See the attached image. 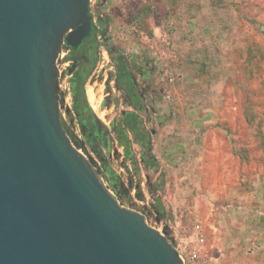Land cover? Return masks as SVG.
<instances>
[{
	"label": "rangeland",
	"instance_id": "374dc122",
	"mask_svg": "<svg viewBox=\"0 0 264 264\" xmlns=\"http://www.w3.org/2000/svg\"><path fill=\"white\" fill-rule=\"evenodd\" d=\"M89 14L93 24L107 21L85 83L108 132L103 160L119 178L116 192L99 173L103 184L164 234L183 264H264V0H89ZM101 45L130 67L156 169L134 144L136 171L117 145L112 123L131 108ZM70 63L57 77L60 118L101 170L71 109Z\"/></svg>",
	"mask_w": 264,
	"mask_h": 264
},
{
	"label": "water",
	"instance_id": "95a60500",
	"mask_svg": "<svg viewBox=\"0 0 264 264\" xmlns=\"http://www.w3.org/2000/svg\"><path fill=\"white\" fill-rule=\"evenodd\" d=\"M91 27L89 0H0V264H183L62 126L57 56Z\"/></svg>",
	"mask_w": 264,
	"mask_h": 264
},
{
	"label": "trees",
	"instance_id": "16d2710c",
	"mask_svg": "<svg viewBox=\"0 0 264 264\" xmlns=\"http://www.w3.org/2000/svg\"><path fill=\"white\" fill-rule=\"evenodd\" d=\"M98 27L100 31L104 33L107 27L106 19L98 20L97 24H93L92 22L89 35L79 47L71 48L65 44L62 46V48L69 50V53L65 59L71 61L69 66V68H71V72L69 73L70 76L68 78V87L71 95V109L74 112L77 122L81 128L83 139L85 140V138H88L89 142H91V137L94 136V134L98 135V132L92 126H94L96 122L100 124L87 101L85 93L86 80L97 60V48L99 46L97 37ZM107 49L108 52H110V58L115 67V83L128 98V101L125 103V105L131 108L122 111L117 121L112 123L117 145L122 148L124 157L131 160L132 166L136 171L138 170V161L133 151L134 144L140 149L141 162L144 163L149 169H156L158 168V165L149 155L151 142L149 131L145 127L142 118V116L146 113V106L143 102V98L140 92L136 89L130 67L128 66L125 57L121 54L111 52V49L109 48ZM79 51L80 55L75 57V54H78ZM61 123L67 134L74 142L75 146L78 148L81 145V142L76 136L72 135L67 130V128H65L62 119ZM82 125L87 128V131L90 134L83 130ZM100 125L106 130L105 126L102 124ZM90 147L93 149L96 155L102 159V175L107 181L108 185L116 192L117 190L115 186L117 183H119L118 175L103 160L101 148H93L91 145Z\"/></svg>",
	"mask_w": 264,
	"mask_h": 264
},
{
	"label": "flooded vegetation",
	"instance_id": "af4514ba",
	"mask_svg": "<svg viewBox=\"0 0 264 264\" xmlns=\"http://www.w3.org/2000/svg\"><path fill=\"white\" fill-rule=\"evenodd\" d=\"M80 51H79L78 54H75V57L80 55ZM68 53H69V50H68L67 54ZM125 97H126V95H125ZM127 101H128V98L126 97V102ZM92 127H94L96 129V131L98 132V135L94 134V136L91 137L92 138L91 142H89L88 138H85V140H84L85 143L87 145L90 144L93 148L100 147V144H102L103 146L107 147L108 146V132L97 122ZM82 128H83L84 131H87V128L84 125H82ZM88 134H90V133L88 132Z\"/></svg>",
	"mask_w": 264,
	"mask_h": 264
},
{
	"label": "built area",
	"instance_id": "2783aa9c",
	"mask_svg": "<svg viewBox=\"0 0 264 264\" xmlns=\"http://www.w3.org/2000/svg\"><path fill=\"white\" fill-rule=\"evenodd\" d=\"M65 48H61V50H60V52L58 53V56H57V67H58V72L60 71V65H65L68 61L70 62V60H66L65 59V57L67 56V52H68V49H65ZM99 49L101 50V54H102V57H103V59H105L107 62L109 61L108 60V52H107V49H106V47L105 46H103V45H101L100 47H99ZM112 82H114V80L113 81H110V84L112 83ZM88 84V83H87ZM68 89H69V87H68ZM85 93H86V95H87V92H86V90H85ZM95 101H96V103L98 104V105H100L101 104V101H102V98H98V97H96L95 98Z\"/></svg>",
	"mask_w": 264,
	"mask_h": 264
},
{
	"label": "crops",
	"instance_id": "0c3cea01",
	"mask_svg": "<svg viewBox=\"0 0 264 264\" xmlns=\"http://www.w3.org/2000/svg\"><path fill=\"white\" fill-rule=\"evenodd\" d=\"M87 97H88V96H87ZM89 103H90V102H89ZM90 105H91V104H90ZM263 201H264V200H263ZM255 213H256V214H258V213L260 214L261 212L255 210ZM238 223H239V224H242V222H238Z\"/></svg>",
	"mask_w": 264,
	"mask_h": 264
},
{
	"label": "bare ground",
	"instance_id": "6f19581e",
	"mask_svg": "<svg viewBox=\"0 0 264 264\" xmlns=\"http://www.w3.org/2000/svg\"><path fill=\"white\" fill-rule=\"evenodd\" d=\"M89 91V90H88Z\"/></svg>",
	"mask_w": 264,
	"mask_h": 264
}]
</instances>
